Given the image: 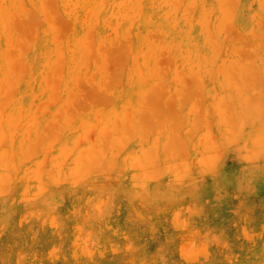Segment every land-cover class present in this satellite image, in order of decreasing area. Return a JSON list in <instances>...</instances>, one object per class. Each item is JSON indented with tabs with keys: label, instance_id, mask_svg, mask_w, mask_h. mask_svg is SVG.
I'll return each instance as SVG.
<instances>
[{
	"label": "rangeland",
	"instance_id": "obj_1",
	"mask_svg": "<svg viewBox=\"0 0 264 264\" xmlns=\"http://www.w3.org/2000/svg\"><path fill=\"white\" fill-rule=\"evenodd\" d=\"M0 264H264V0H0Z\"/></svg>",
	"mask_w": 264,
	"mask_h": 264
}]
</instances>
